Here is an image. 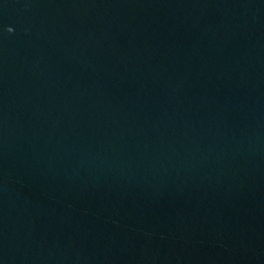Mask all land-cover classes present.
Returning <instances> with one entry per match:
<instances>
[{
  "label": "water",
  "instance_id": "1",
  "mask_svg": "<svg viewBox=\"0 0 264 264\" xmlns=\"http://www.w3.org/2000/svg\"><path fill=\"white\" fill-rule=\"evenodd\" d=\"M0 264H264V0H0Z\"/></svg>",
  "mask_w": 264,
  "mask_h": 264
}]
</instances>
